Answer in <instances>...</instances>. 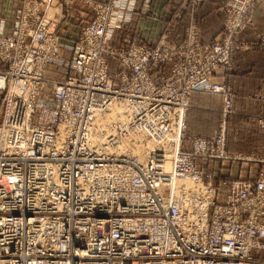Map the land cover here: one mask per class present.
<instances>
[{
	"label": "built area",
	"instance_id": "2783aa9c",
	"mask_svg": "<svg viewBox=\"0 0 264 264\" xmlns=\"http://www.w3.org/2000/svg\"><path fill=\"white\" fill-rule=\"evenodd\" d=\"M139 1L23 0L14 30L0 28V264H264V168L220 199L198 162L237 158L214 74L247 47L237 36L264 0H224L214 41L192 20L171 42L170 23L198 5L177 0L154 44L132 21L159 12ZM75 3L91 13L64 38ZM194 91L223 96L209 137L186 131Z\"/></svg>",
	"mask_w": 264,
	"mask_h": 264
},
{
	"label": "crops",
	"instance_id": "0c3cea01",
	"mask_svg": "<svg viewBox=\"0 0 264 264\" xmlns=\"http://www.w3.org/2000/svg\"><path fill=\"white\" fill-rule=\"evenodd\" d=\"M224 0H198L195 8H188L182 17L170 23L168 38L171 42L182 40L185 28L193 20L200 31L201 40L211 42L223 30L224 13L220 5ZM23 0H0V28L5 32L14 30ZM143 1L137 3L141 5ZM149 6L159 14L155 18L136 13L132 26L139 35L154 44L168 25V18L177 0H148ZM83 3H75L71 10L83 16L76 18L80 25L88 18L89 9ZM251 24L237 36L247 47L239 49L227 71L217 70L214 80L224 83L231 91L230 112L225 118L226 151L237 158L218 162L198 161L203 173L212 172L220 199L226 189V179L253 180L264 168L256 157L263 155L264 129L258 118L264 115V2L250 7ZM80 13V14H79ZM80 25L76 26L79 27ZM75 26V24L73 25ZM77 30V29H76ZM65 38V37H64ZM223 121V96L220 93L194 91L186 113V131L190 135L208 137L213 135ZM223 189V190H222Z\"/></svg>",
	"mask_w": 264,
	"mask_h": 264
},
{
	"label": "rangeland",
	"instance_id": "374dc122",
	"mask_svg": "<svg viewBox=\"0 0 264 264\" xmlns=\"http://www.w3.org/2000/svg\"><path fill=\"white\" fill-rule=\"evenodd\" d=\"M101 1H107V0H101ZM59 3H62V0H59ZM59 3L58 4H54V5H51V7L48 9V11H47V13H46V15H47V17H54V18H58L59 17V15H60V11H61V8L58 6L59 5ZM73 7V6H72ZM85 7H87L86 8V10L85 11H87V9H89V15H90V13H91V9L88 7V6H85ZM70 14L72 15V16H70V21L68 22V24L70 25V23L72 22L73 24H75L76 26H78L79 25V23H75L77 20H76V18L78 17V14H76V13H74L72 10H70ZM80 14V13H79ZM89 15H88V17H89ZM62 23V22H61ZM60 23V24H61ZM73 24L71 25V27H69V28H67V29H65L66 27H68V26H60V27H58V31H59V33L61 34V35H63V36H67V38H73L74 36H75V31H76V28L77 27H72L73 26ZM67 30V31H66ZM78 31V30H77ZM76 31V32H77ZM2 108H3V105H2ZM1 114H2V109H1V111H0V119H1ZM209 137V136H208ZM263 143H264V136H263ZM261 157H262V155L261 156H258V157H256L257 159H261ZM228 179H226V180H223L222 181V184H224V182L225 181H227ZM215 181V180H214ZM225 185V184H224ZM225 189H227V187H226V185H225ZM223 190V189H222Z\"/></svg>",
	"mask_w": 264,
	"mask_h": 264
},
{
	"label": "trees",
	"instance_id": "16d2710c",
	"mask_svg": "<svg viewBox=\"0 0 264 264\" xmlns=\"http://www.w3.org/2000/svg\"><path fill=\"white\" fill-rule=\"evenodd\" d=\"M79 18H82V17L80 16ZM79 18H78V19H79ZM82 19H84V18H82ZM76 22H77V21H76ZM76 22H75V23H76ZM73 25H74V24H73ZM79 25H80V23H79ZM72 27L75 28L76 25H75V26H72ZM77 28H78V27H77ZM77 28H76V29H77ZM66 31H67V30H66ZM62 36H63V35H62ZM63 37L67 38V36H63ZM2 105H3V101H2V97L0 96V111H1V109H2Z\"/></svg>",
	"mask_w": 264,
	"mask_h": 264
}]
</instances>
